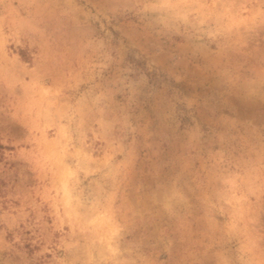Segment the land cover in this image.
<instances>
[{"label":"rangeland","instance_id":"obj_1","mask_svg":"<svg viewBox=\"0 0 264 264\" xmlns=\"http://www.w3.org/2000/svg\"><path fill=\"white\" fill-rule=\"evenodd\" d=\"M0 264H264V0H0Z\"/></svg>","mask_w":264,"mask_h":264}]
</instances>
